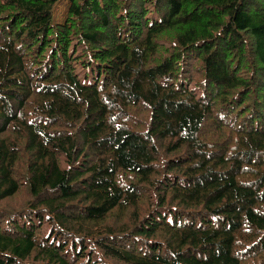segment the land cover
Listing matches in <instances>:
<instances>
[{
    "label": "trees",
    "instance_id": "obj_1",
    "mask_svg": "<svg viewBox=\"0 0 264 264\" xmlns=\"http://www.w3.org/2000/svg\"><path fill=\"white\" fill-rule=\"evenodd\" d=\"M0 264H264V0H0Z\"/></svg>",
    "mask_w": 264,
    "mask_h": 264
},
{
    "label": "rangeland",
    "instance_id": "obj_2",
    "mask_svg": "<svg viewBox=\"0 0 264 264\" xmlns=\"http://www.w3.org/2000/svg\"><path fill=\"white\" fill-rule=\"evenodd\" d=\"M68 3L63 1L59 3L55 8V17L54 20L56 23H63L65 17H66V11H67Z\"/></svg>",
    "mask_w": 264,
    "mask_h": 264
}]
</instances>
